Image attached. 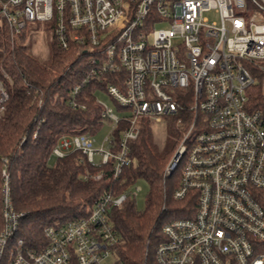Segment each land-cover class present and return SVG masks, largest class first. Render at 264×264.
<instances>
[{
	"label": "built area",
	"instance_id": "built-area-1",
	"mask_svg": "<svg viewBox=\"0 0 264 264\" xmlns=\"http://www.w3.org/2000/svg\"><path fill=\"white\" fill-rule=\"evenodd\" d=\"M0 22L12 38L43 22L58 46L76 44L88 59L83 84H96L109 132L100 147L96 134L64 133L55 157L79 149L118 178L132 162L141 119L178 116L181 135L165 172L180 173L173 196L181 213L194 198V212L163 225L156 264H264V117L250 106L259 82L264 95V0H0ZM9 97L0 75V117ZM3 173L0 264H103L113 253L120 236L111 212L135 192H108L84 215L46 225L37 249L18 235L22 213Z\"/></svg>",
	"mask_w": 264,
	"mask_h": 264
},
{
	"label": "trees",
	"instance_id": "trees-1",
	"mask_svg": "<svg viewBox=\"0 0 264 264\" xmlns=\"http://www.w3.org/2000/svg\"><path fill=\"white\" fill-rule=\"evenodd\" d=\"M28 32L26 29L18 38H12L0 22V75L10 94L0 117V230L4 223V170L13 208L22 213L18 235L37 249L44 243L46 225L78 218L100 196L128 191L141 178L150 186L146 208L138 209L134 195L128 194L123 206L111 212L120 236L113 253L115 264H156V249L164 238L163 225L194 212V198L192 201L188 197L191 203L184 204L189 205V211L181 213L183 202L173 196L180 173L165 172L181 135L178 116L171 115L174 136L163 149L153 141L150 120L141 119V133L129 143L132 162L118 178H113L110 165H93L79 149L51 162L53 148L62 134H97L105 123L96 103V84H83L89 68L85 52H80L76 44L65 50L51 37L48 54L40 56L27 43ZM76 85L81 89L75 96L78 105L74 106L71 100ZM250 106L261 109L264 117L260 82L251 89ZM189 116L184 114L185 119ZM124 125L117 128V137ZM101 170L103 177L94 179Z\"/></svg>",
	"mask_w": 264,
	"mask_h": 264
},
{
	"label": "rangeland",
	"instance_id": "rangeland-1",
	"mask_svg": "<svg viewBox=\"0 0 264 264\" xmlns=\"http://www.w3.org/2000/svg\"><path fill=\"white\" fill-rule=\"evenodd\" d=\"M206 15L209 16L212 20H218V15L215 12H207ZM27 30L29 31L27 43L31 44L33 52L40 56H46L49 51L48 42L51 38V31L46 28L43 22L29 24ZM99 95L106 103L115 107L111 97L107 93L101 91ZM173 124L174 121L171 119V116H162L159 119L153 117L150 119L153 141L158 149H163L166 146V143L169 141V139L172 136H174ZM109 129L110 127L109 124L107 123L96 134V142H95L96 147L101 146L105 136L109 132ZM55 159L56 157L53 155L50 161L54 162ZM169 161L170 159L168 160V162ZM129 190L136 193L134 195V198L136 200L137 208L140 210H144L146 208L147 197L150 190L149 183L145 179L140 178L130 185ZM116 258L117 257L115 253H112L108 258L104 259L102 263L112 264L116 261Z\"/></svg>",
	"mask_w": 264,
	"mask_h": 264
},
{
	"label": "water",
	"instance_id": "water-1",
	"mask_svg": "<svg viewBox=\"0 0 264 264\" xmlns=\"http://www.w3.org/2000/svg\"><path fill=\"white\" fill-rule=\"evenodd\" d=\"M172 171V170H171Z\"/></svg>",
	"mask_w": 264,
	"mask_h": 264
}]
</instances>
